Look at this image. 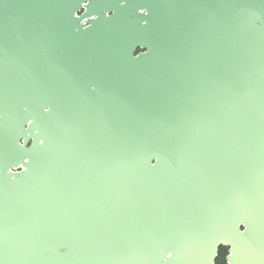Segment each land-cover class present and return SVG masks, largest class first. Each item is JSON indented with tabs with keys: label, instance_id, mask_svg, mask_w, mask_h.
<instances>
[{
	"label": "water",
	"instance_id": "95a60500",
	"mask_svg": "<svg viewBox=\"0 0 264 264\" xmlns=\"http://www.w3.org/2000/svg\"><path fill=\"white\" fill-rule=\"evenodd\" d=\"M222 248L264 264V0H0V264Z\"/></svg>",
	"mask_w": 264,
	"mask_h": 264
},
{
	"label": "trees",
	"instance_id": "16d2710c",
	"mask_svg": "<svg viewBox=\"0 0 264 264\" xmlns=\"http://www.w3.org/2000/svg\"><path fill=\"white\" fill-rule=\"evenodd\" d=\"M228 253L227 250L222 248L219 252V256L218 259L216 261V264H227L226 263V257H227Z\"/></svg>",
	"mask_w": 264,
	"mask_h": 264
},
{
	"label": "flooded vegetation",
	"instance_id": "af4514ba",
	"mask_svg": "<svg viewBox=\"0 0 264 264\" xmlns=\"http://www.w3.org/2000/svg\"><path fill=\"white\" fill-rule=\"evenodd\" d=\"M194 1L198 4V1H200V0H194ZM84 12H85V10L82 9L81 12H80V15L83 14ZM140 53H142V51H141L140 49H138V50L135 52V55L137 56V55L140 54Z\"/></svg>",
	"mask_w": 264,
	"mask_h": 264
}]
</instances>
